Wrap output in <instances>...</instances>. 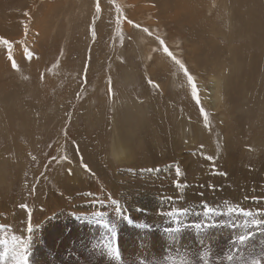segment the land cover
Masks as SVG:
<instances>
[{"label":"rangeland","instance_id":"rangeland-1","mask_svg":"<svg viewBox=\"0 0 264 264\" xmlns=\"http://www.w3.org/2000/svg\"><path fill=\"white\" fill-rule=\"evenodd\" d=\"M0 38V264H264V0H0Z\"/></svg>","mask_w":264,"mask_h":264},{"label":"bare ground","instance_id":"bare-ground-1","mask_svg":"<svg viewBox=\"0 0 264 264\" xmlns=\"http://www.w3.org/2000/svg\"><path fill=\"white\" fill-rule=\"evenodd\" d=\"M202 86V93L204 98L209 101L211 106L215 105V107H217L220 102H222V95L226 86V78L224 74H218L212 77L210 86L211 88L208 89L204 87V85ZM122 150L123 145L121 143L113 147L114 153H120L122 152Z\"/></svg>","mask_w":264,"mask_h":264},{"label":"snow or ice","instance_id":"snow-or-ice-1","mask_svg":"<svg viewBox=\"0 0 264 264\" xmlns=\"http://www.w3.org/2000/svg\"><path fill=\"white\" fill-rule=\"evenodd\" d=\"M118 10H119V9H118ZM97 11H99V5H97ZM145 31H147V29H145ZM0 41H2V42L5 43V44H8V43H9L8 41L3 40V38H0ZM160 43H161L162 46L164 45L163 40H161ZM163 51H164L169 57H171V59H172L175 63H177V61H179V65H178V66L182 65V67H183V73H184V75L187 77L189 84H191V86H192V93H193V95L195 96L196 93H197V86H196V84L194 83V78L188 73V70H187V68L185 67V65H184L180 60L176 59V57H175V56H174V55L168 50V48H167L166 46H164ZM9 59H11V54H10V53H9ZM12 67H13L14 69L17 67L15 61L12 62ZM149 83H153V82H152V81H149ZM153 86H157V85L154 84ZM201 111H202V113H203V109H201ZM204 116H205V119H207V114H206V113H204ZM209 159H211V157H209ZM85 167H87V166H85ZM13 239L15 240L16 237L14 236ZM0 243H7V241H0ZM25 264H26V261H25Z\"/></svg>","mask_w":264,"mask_h":264}]
</instances>
